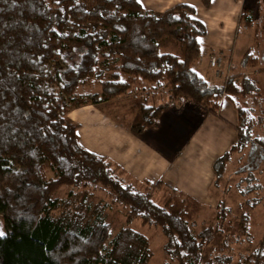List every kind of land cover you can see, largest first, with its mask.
<instances>
[{"label": "trees", "instance_id": "1", "mask_svg": "<svg viewBox=\"0 0 264 264\" xmlns=\"http://www.w3.org/2000/svg\"><path fill=\"white\" fill-rule=\"evenodd\" d=\"M205 33L185 2L155 12L140 0H0V264H147L150 241L129 225L134 219L160 229L162 264H264V238L236 260L219 247L206 251L230 211L224 198L216 222L194 231L187 198L169 190L156 203L148 189L122 183L66 119L70 108L132 92L139 81L164 84L169 100L137 104L130 131L155 125L171 100L216 113L226 99L236 112L235 139L213 161L214 183L246 147L262 158L264 136L255 130L264 122V89L247 74L225 85L199 75L192 63ZM165 40L178 52L161 51ZM257 61L249 49L241 57L243 65ZM243 180L236 183L240 204L254 207L257 199L246 196L259 183ZM99 189L106 198L93 201ZM113 205L124 208L126 224L112 235L105 209ZM248 220L242 210L245 233Z\"/></svg>", "mask_w": 264, "mask_h": 264}, {"label": "rangeland", "instance_id": "2", "mask_svg": "<svg viewBox=\"0 0 264 264\" xmlns=\"http://www.w3.org/2000/svg\"><path fill=\"white\" fill-rule=\"evenodd\" d=\"M141 1H146L147 3L150 2L151 5H154V2H160L162 0ZM235 1V6L232 2H230L231 6H229L231 7L230 15L236 19V27L232 32L234 46L231 63H229L231 65L225 64L227 61L225 60V58L229 56L227 55V53H225L224 49L217 48L214 51L209 52L208 59L210 54L216 51H221L222 57L219 61L218 67L215 69L213 67H210L207 59L209 74L211 78L218 83V85H225L226 81H228L231 77H233L235 80H238L239 76L247 74L254 78L262 87V89H264V0ZM165 2L167 5L172 6L173 4L177 3V0L163 1V6ZM146 8L152 9L154 11L152 7ZM227 8L228 7L225 6L224 11L227 12L228 10H230ZM242 11H244L246 16L248 17V23H246L247 17L241 18ZM211 32L212 31H210V34ZM200 42L202 54L198 60L192 63V68L199 75L207 79L208 69L205 65V54L208 46L206 45V36L200 37ZM159 47L161 51H170L173 53L178 52V46L172 40L160 41ZM247 49L250 50L252 55H256L258 57V61L256 64H251L250 62L246 63V65L242 64L241 57ZM150 89H156V92H159L158 94L161 97L158 100L159 102L163 100H169V95H171L169 86L163 84L162 86L154 87L152 86V84L144 81H139V83L134 86L132 92H126L124 94L115 96L107 100L109 102L102 103L99 106L85 112L80 111L78 112L79 116L77 117V119L80 122L85 121L84 119H88V122H86L87 124H85L84 127H86L88 124L92 126L96 125V129L101 128L103 131L108 130L109 123H115V126H117L118 123V126H122L121 123H123L127 115L128 117L131 116L128 106H130L132 101L135 102L136 99L134 96L139 97L140 91H150ZM91 90L95 91L97 89L92 88ZM131 93H133L134 95H131ZM158 101H156L155 103H157ZM169 102H176L181 104L192 103L190 101L181 99H174ZM135 108L136 107L133 108V115L135 112ZM204 109L209 111V109L207 108ZM177 110L183 113L182 109ZM108 120L109 122H107ZM218 120L221 119L213 118L210 116V119H206L202 123V128H204V126H206L207 124H211L212 126L213 124H218ZM212 126H210V129L214 128V126ZM196 131L192 136H190L183 149H181V152H184L181 153L173 163L171 162L167 174H174V171L180 166H182L181 169L184 170L185 165L189 166V164L186 163V161H188L191 166L188 168L190 172H187L186 176L187 178H190L193 177V174H195L198 158H200V162L202 164H205L204 162L207 155L204 146L201 145L197 154L195 151L194 155L196 156L193 157L192 160H190L187 152L185 151L187 150L189 153H192V146L197 142L199 133L201 134V131H199L198 133H196ZM228 132L229 134H231V138L229 139H233V131L229 129ZM255 132L258 135L264 136V122L257 127ZM258 154L259 153L256 150L251 152L249 147H246L240 153H235L232 155V158L226 164L225 173L221 179V188L223 190V193L220 189L211 188V185L210 183H208V181L202 184V189H199L197 186L195 187L194 191L192 190L190 192L180 193L181 196L187 198L189 202V210L191 212V220L193 222L194 231H198L202 225L214 224V222H216L217 218L214 203H216V201L220 199L219 197L224 198L226 205L230 207L229 213L220 224L219 232L209 242V245L206 247V251L210 250L211 247H219V249H221L222 251H227L228 253L232 254V258L236 260L239 254H247L262 238H264V156L262 158H258ZM209 171L210 166L206 164L205 169H202L201 174H203L207 180L210 177ZM239 179H244L241 186H247L255 182L259 183L257 189L246 196L249 198L257 199L254 207L250 208L245 205L241 206L240 202L243 200V197L238 193L236 189V183ZM130 184L134 189L137 190L148 189L156 203H160L163 195L167 191H169L168 188H165V185L159 184L157 187H155L152 181L147 184L148 186L146 188H144V186L146 185L141 184L137 181L130 180ZM181 188H186L187 190V187ZM105 198V193L99 189L94 192L92 200L97 201L98 199ZM242 210H246L249 214L247 233H245L241 229L240 214ZM105 219L111 223L110 233L112 235L115 234L120 226L126 224L124 218V208L120 205H113L109 209H105ZM129 225L137 231L145 234L149 238L150 246L152 249V257L147 264H162V243L164 238L161 234L160 229L155 226L144 225L138 219L132 220L131 222H129ZM213 249L214 248H212V250Z\"/></svg>", "mask_w": 264, "mask_h": 264}, {"label": "crops", "instance_id": "3", "mask_svg": "<svg viewBox=\"0 0 264 264\" xmlns=\"http://www.w3.org/2000/svg\"><path fill=\"white\" fill-rule=\"evenodd\" d=\"M163 1L166 0L154 2V6L150 2L147 3L140 0L144 7H152L155 12L162 11L170 6L166 2L163 6ZM177 2L193 5L195 7V17L206 28V33L203 36H206V45L208 46L205 54L207 69L208 54L217 48L224 49L229 56L225 58L227 60L225 64L231 65L229 63H231L234 46L232 32L236 27V19L230 15L231 7L229 6H231L230 2L235 6L236 1L210 0L208 7H204L200 0H177ZM225 6L230 10L224 11ZM210 31H212L211 34ZM207 80L212 84H218L211 78L209 69ZM158 93L156 89H150V91H140L139 97L134 96L135 102L132 101L130 106H128L131 116L128 117L127 115L128 118L126 117L121 123L123 127L118 126V123L117 126H115V123H109L108 130L103 131L101 128L96 129V125L88 124L84 127L88 119H84L85 121L83 122L78 121V112H85L109 101L73 107L68 110L66 118L68 121L78 124L77 134L80 144L89 151L105 156L115 166L116 175L122 183L130 184V180H133L146 185L144 186L146 188L147 184L152 181L155 187L159 184L165 185L168 190H173L181 195L180 193L182 192L194 191L197 186L202 189V184L208 181L211 188L220 189L223 193L221 180L218 184L214 183L212 164L218 156L228 149L235 139L234 124L236 122V112L232 104L228 100L222 99L216 113H213L192 103L181 104L172 102L161 109L155 125L147 126L137 133L130 131L128 125L133 118V108L139 103L159 104L165 102L166 100L158 101L161 98ZM131 95L134 94L131 93ZM156 101L158 102L155 103ZM177 109H182L183 113ZM210 116L221 120H218V124H213V129H210L211 124H207L202 128V123L206 119H210ZM227 129L228 131L231 129L234 133L232 141L229 139L231 134H229ZM195 131L196 133L201 131V134L199 133L197 142L192 146V153L185 151L190 160H192L196 156L194 155L195 151L197 154L201 145L204 146L207 155L205 164H202L200 158H198L195 174L190 178H187L186 173L190 172L188 168L191 165L186 160L189 166L185 165L184 170L180 166L174 171V174H167L171 162L173 163L184 152H181V149H183ZM206 164L210 166V177L208 180L201 174ZM181 187H187V190Z\"/></svg>", "mask_w": 264, "mask_h": 264}, {"label": "built area", "instance_id": "4", "mask_svg": "<svg viewBox=\"0 0 264 264\" xmlns=\"http://www.w3.org/2000/svg\"><path fill=\"white\" fill-rule=\"evenodd\" d=\"M221 57V51L212 52L208 59L210 67L217 68Z\"/></svg>", "mask_w": 264, "mask_h": 264}]
</instances>
